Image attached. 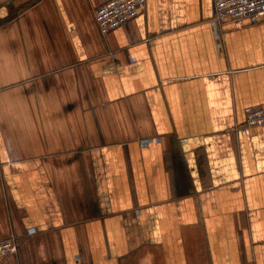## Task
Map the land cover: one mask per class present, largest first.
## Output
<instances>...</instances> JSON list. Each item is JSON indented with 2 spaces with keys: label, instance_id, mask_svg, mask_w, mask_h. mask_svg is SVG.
<instances>
[{
  "label": "crops",
  "instance_id": "crops-1",
  "mask_svg": "<svg viewBox=\"0 0 264 264\" xmlns=\"http://www.w3.org/2000/svg\"><path fill=\"white\" fill-rule=\"evenodd\" d=\"M104 1L0 0V264H264V18Z\"/></svg>",
  "mask_w": 264,
  "mask_h": 264
},
{
  "label": "built area",
  "instance_id": "built-area-1",
  "mask_svg": "<svg viewBox=\"0 0 264 264\" xmlns=\"http://www.w3.org/2000/svg\"><path fill=\"white\" fill-rule=\"evenodd\" d=\"M146 0H106L94 11V22L101 34L121 27L134 19L145 6ZM212 21L221 25L226 21L237 25L244 22L255 23L264 18V0H213ZM244 122L238 126L241 134L251 127L264 126V105L245 107ZM155 140H159L156 138ZM152 139H143L141 145H147ZM17 251V243L8 238L0 241V260Z\"/></svg>",
  "mask_w": 264,
  "mask_h": 264
}]
</instances>
